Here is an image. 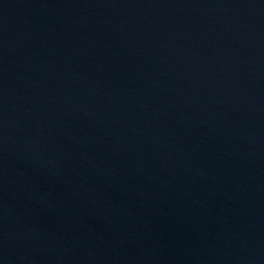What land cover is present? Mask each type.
Here are the masks:
<instances>
[{
	"label": "water",
	"instance_id": "obj_1",
	"mask_svg": "<svg viewBox=\"0 0 264 264\" xmlns=\"http://www.w3.org/2000/svg\"><path fill=\"white\" fill-rule=\"evenodd\" d=\"M0 264H264V0H0Z\"/></svg>",
	"mask_w": 264,
	"mask_h": 264
}]
</instances>
